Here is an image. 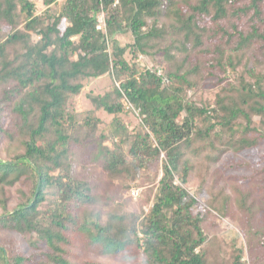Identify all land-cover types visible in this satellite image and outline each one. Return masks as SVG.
I'll list each match as a JSON object with an SVG mask.
<instances>
[{
    "label": "trees",
    "instance_id": "obj_1",
    "mask_svg": "<svg viewBox=\"0 0 264 264\" xmlns=\"http://www.w3.org/2000/svg\"><path fill=\"white\" fill-rule=\"evenodd\" d=\"M57 1L43 0L37 14L32 0H0V141L24 148L0 155V264H79V251L138 264H246L244 246L222 260L212 250L198 194L185 186L194 170L186 151L205 150L212 163L229 153L264 161V0H64L54 10ZM101 12L106 30L96 27ZM124 31L133 41L121 46L114 36ZM127 49L156 65H131ZM103 75L111 86L78 110L86 81ZM203 80L217 92L197 102L191 90ZM162 154L153 195H140L148 210H125L74 172L79 155L131 190ZM261 175L260 204L238 192L250 264L264 262ZM208 203L228 215L229 195Z\"/></svg>",
    "mask_w": 264,
    "mask_h": 264
},
{
    "label": "rangeland",
    "instance_id": "obj_2",
    "mask_svg": "<svg viewBox=\"0 0 264 264\" xmlns=\"http://www.w3.org/2000/svg\"><path fill=\"white\" fill-rule=\"evenodd\" d=\"M32 1L35 3L37 14L45 10L46 6L44 5L43 0ZM63 2L64 0H58L51 7L54 10H59ZM19 27L23 26L20 25ZM114 38L121 46L131 44L133 41L132 34L127 31L117 32ZM109 50H111L110 46ZM125 57L131 65L138 67L146 66V68H153V66L156 65L154 58L149 55L141 54L136 59L133 58L130 53V49L126 50ZM111 83L112 81L109 75H103L99 78H91L87 80L83 94L77 102V109L84 110L86 108H90L92 105L88 98V93L102 94L109 88V86H111ZM212 84L213 81L211 80H203V82H200L199 88L197 87L195 89L196 92L191 90L194 95L193 99L197 102H202L207 99L212 100L214 98V94L217 92V87H213ZM100 116L104 118L106 122H109L111 119V117L104 112H100ZM0 144V155L2 158H13L22 154L24 151L22 144L18 141L10 142V144L6 141H0ZM193 150L198 151L199 149L196 148V146H193L191 149L189 148V150L186 151L190 163L194 164V170L190 181L185 186L192 194H198L197 198L200 202V208L205 214L203 228L205 234L211 240L212 250H214L215 253L220 250L218 258L219 260H222L225 256L230 254L232 246L236 244L237 246H244L245 254L243 259L246 260V264H250V256L242 230L243 213L240 209L239 203H237L239 199L238 192L245 191L249 194L248 203H255L256 206L260 204V200L258 199H260L263 191L259 190L255 186L256 184H262L261 173H264L262 172L264 161H262V163L260 162V166H257L255 161H250L247 156L231 155L232 153H229L228 155H225L221 161L212 163V161L205 159V150H201L202 152H199V156L197 157H194L197 153H194L195 151ZM262 150H264V148H262ZM210 153L212 155V152ZM162 159H165L164 154L161 155V159L157 165L147 167V172H145L144 176L148 175L149 178H153V180L146 177V179H141L138 183L133 184L134 186H138V188H140V193L136 197L131 195L130 189L124 190L119 183H110L105 175L100 172L97 166L92 167L86 158L79 155L74 165V172L78 174V176L88 177L92 184L96 182L99 193L107 191V193L112 196L113 200L123 202L125 204V210L140 211L141 208L148 210L151 202L144 203V198L141 196H143L145 192L150 194V196L153 195L156 184L163 174ZM258 172L261 173L258 174ZM219 192H222V195H229L231 200L227 216H222L220 212L209 206V199H212L215 195L220 194ZM254 255H257V257L261 255V250H257ZM87 259L97 260L107 264H138V262H140V259L131 261L121 257H102L92 255L88 252L79 251V259L77 260V263H83ZM259 262L260 264H264L263 261L259 260Z\"/></svg>",
    "mask_w": 264,
    "mask_h": 264
},
{
    "label": "built area",
    "instance_id": "obj_3",
    "mask_svg": "<svg viewBox=\"0 0 264 264\" xmlns=\"http://www.w3.org/2000/svg\"><path fill=\"white\" fill-rule=\"evenodd\" d=\"M97 29L99 30H106V19H105V14L104 12H101L98 16H97V24H96ZM131 105V104H130ZM135 109V108H134ZM135 111L137 112L138 110L135 109ZM131 195L136 197L137 195H139L140 193V188L138 187H132L131 190Z\"/></svg>",
    "mask_w": 264,
    "mask_h": 264
}]
</instances>
